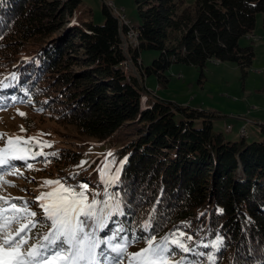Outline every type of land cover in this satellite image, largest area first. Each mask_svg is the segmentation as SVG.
Returning <instances> with one entry per match:
<instances>
[{"label":"trees","instance_id":"trees-1","mask_svg":"<svg viewBox=\"0 0 264 264\" xmlns=\"http://www.w3.org/2000/svg\"><path fill=\"white\" fill-rule=\"evenodd\" d=\"M134 3L138 47L127 55L136 75L123 70L120 31L126 29L105 3L104 22L95 25L84 16L89 10L77 13L81 0H0V82L15 73L13 92L19 88L23 104L81 137L118 147L122 166L119 179L106 185L91 177V163L78 151L59 147L33 161L63 174L68 185L88 184L90 200L97 193L104 201L107 191L121 202L123 215L111 217L100 233L106 239L119 228L126 231L118 236L142 235L152 217L157 240L192 236V250L174 254L181 264H264V124L261 140L246 143V134L231 142L213 130L214 113L156 96L141 100L148 92L144 78L164 86L174 64L202 71L209 61L232 63L244 78L254 50L239 40L254 31L264 0ZM144 50L159 52L148 67L137 62ZM73 64L79 71L70 70ZM217 236L221 244L213 248Z\"/></svg>","mask_w":264,"mask_h":264},{"label":"rangeland","instance_id":"rangeland-1","mask_svg":"<svg viewBox=\"0 0 264 264\" xmlns=\"http://www.w3.org/2000/svg\"><path fill=\"white\" fill-rule=\"evenodd\" d=\"M110 1L125 16L131 26H138L140 18L134 0ZM103 4V0H81V7L77 13L81 14L82 11L89 10L90 13H84L85 18H89L95 25H101L104 22ZM239 46H251L254 50L253 63L244 78L240 69L232 63L209 61L202 71L193 66L174 64L166 72L169 81L164 86L160 83L161 87H159L154 76L144 78L143 86L145 82V88L152 91V94L151 98L147 99L150 93H144L141 98L142 102L147 99V103H149L154 96H158L162 100L181 106L207 109L218 116L213 120V130L223 133L227 141H240L242 136H245L241 132L242 129L247 134V138L244 139L246 143L261 140V123L252 120L253 118L264 120V14L256 15V26L252 35L241 38ZM125 56L126 59H129L127 54ZM158 57V51L144 50L140 53L139 59L143 67H148ZM134 65L129 67V70L136 75ZM80 66V64H73L70 70L79 71ZM9 84L16 86L15 82L6 81L3 83V87H0V108L6 109L0 111V148L6 146L8 138L21 137L24 140H30L33 151L37 154H44L59 147H64L67 151H78L83 159L91 163V167L96 166L94 171L91 167L87 168L94 179L100 178V171L105 168L108 170L106 177L114 176L120 170L122 160H117L120 156L118 147L112 148L110 144L105 146V143L81 137L74 129L57 124L48 117L32 111L29 106L23 104L22 98H18L23 94L19 88L13 92L14 86L9 87ZM12 97H16L17 100L13 101ZM20 112L26 115L21 117L18 114ZM244 116L245 118H243ZM262 123L264 124V121ZM40 142L50 146L41 148ZM109 152L112 153L111 156L108 155ZM33 160L35 158L29 159L27 162H13L22 175H17L15 172L8 174L6 167L0 169L5 173L0 176V198L14 201L18 206L21 205V201L33 204L41 192L49 190L47 186L41 187L45 180H57L63 175L60 172H52L50 167L38 166ZM27 163L33 165L31 170L27 168ZM63 179L65 182L66 178ZM65 183L71 184V182ZM8 184H14L15 187H9ZM22 189H26V191H22ZM30 210L38 211L36 207H31ZM37 228L40 230L42 227L38 226ZM34 230H32V235L35 234ZM101 238L106 239L104 234ZM140 249V246L134 245L128 248V252L132 253ZM105 264H108V261H105Z\"/></svg>","mask_w":264,"mask_h":264},{"label":"snow or ice","instance_id":"snow-or-ice-1","mask_svg":"<svg viewBox=\"0 0 264 264\" xmlns=\"http://www.w3.org/2000/svg\"><path fill=\"white\" fill-rule=\"evenodd\" d=\"M8 79L17 81L15 73ZM12 86L14 84H9ZM0 87H3V82H0ZM11 99L17 100L16 97ZM3 110L6 109L0 108ZM18 114L21 117L26 115L23 112ZM44 146L50 145L40 142V147ZM36 155L30 140L8 138L6 146L0 148V169L6 167L8 174L22 175L13 162H27ZM84 163L87 162L83 161L76 167H82ZM27 168L31 170L33 165L27 163ZM107 171V168L100 171L102 182L106 185L115 183L119 179V170L111 177H106ZM4 174L0 171V176ZM8 186L15 187L14 184ZM45 186L49 190L41 192L33 204L21 201L18 206L14 201L0 198V264H105V261L108 264H181L174 259V254L192 250L188 246L192 236L183 232L169 233L157 240L152 217L143 222L142 235L118 236L117 232L126 231L119 228L111 237L102 239L100 233L107 227L106 221L118 213L123 215L121 202L114 195L105 191L107 199L100 201L98 194L93 193L90 200L88 184L72 186L60 179L45 180L41 187ZM31 207L38 211L30 210ZM38 226L47 228V231L32 235V230ZM138 243L145 246L129 253L128 248ZM220 244L221 238L217 236L211 247L216 248Z\"/></svg>","mask_w":264,"mask_h":264},{"label":"built area","instance_id":"built-area-1","mask_svg":"<svg viewBox=\"0 0 264 264\" xmlns=\"http://www.w3.org/2000/svg\"><path fill=\"white\" fill-rule=\"evenodd\" d=\"M104 3L108 7V9L111 11L114 17L118 20L119 27L126 29L124 34L120 31V39L121 44L120 47L122 48L123 52L127 54L129 49H134L138 47V35L136 30L133 28V26L130 25V22L125 19V16L120 13V11L115 7V5L110 0H104ZM138 64L140 65V61L137 59ZM133 66V61L129 58L126 59L123 63V70L125 74L128 73L129 67ZM256 122V121H255ZM258 123V122H256ZM254 123V124H256ZM242 133L246 135V131L244 129L241 130Z\"/></svg>","mask_w":264,"mask_h":264},{"label":"crops","instance_id":"crops-1","mask_svg":"<svg viewBox=\"0 0 264 264\" xmlns=\"http://www.w3.org/2000/svg\"><path fill=\"white\" fill-rule=\"evenodd\" d=\"M252 35V34H251ZM141 64H142V62H141ZM145 85H146V83L144 82V88H145ZM146 89V88H145ZM146 91H148V92H152V91H149V90H147L146 89ZM158 97V96H157ZM159 98V97H158ZM160 99V98H159ZM197 109H201L200 107H198ZM201 110H205V111H207V112H209L207 109H201ZM217 114V113H216ZM251 114V116L253 117V115H252V113H250ZM243 118H245V116L243 117ZM249 121H251V119H249ZM252 121H257L259 124L261 123V124H263L262 122L264 121V120H260V119H258V118H253V120Z\"/></svg>","mask_w":264,"mask_h":264},{"label":"bare ground","instance_id":"bare-ground-1","mask_svg":"<svg viewBox=\"0 0 264 264\" xmlns=\"http://www.w3.org/2000/svg\"><path fill=\"white\" fill-rule=\"evenodd\" d=\"M250 35H251V34H250ZM250 35H248V37H249Z\"/></svg>","mask_w":264,"mask_h":264}]
</instances>
